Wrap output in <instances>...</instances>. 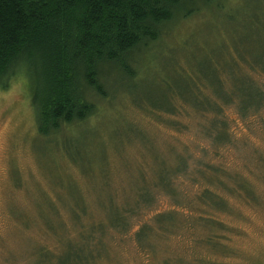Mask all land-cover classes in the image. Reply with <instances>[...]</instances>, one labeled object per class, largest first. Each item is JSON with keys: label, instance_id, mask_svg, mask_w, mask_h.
I'll use <instances>...</instances> for the list:
<instances>
[{"label": "rangeland", "instance_id": "obj_1", "mask_svg": "<svg viewBox=\"0 0 264 264\" xmlns=\"http://www.w3.org/2000/svg\"><path fill=\"white\" fill-rule=\"evenodd\" d=\"M195 7L200 8L191 15L178 13L164 27L159 40L138 55L139 76L129 81V93L136 99L121 90L113 100H100L95 114L75 127L63 128V135L46 137L38 133L24 71L17 70L0 87V264H37L44 246L61 252L64 245L50 226L63 236L73 231L75 201L82 202L95 220L104 212H112L115 205L138 199L136 193L144 186L152 188L153 196L156 194L154 202L130 218L124 233L107 239L108 254L94 264H264V163L253 160L252 149L255 143H264V124H260V113L249 123V118H241L231 106L228 118L234 140L221 145L220 153L211 151L204 161L238 173L258 201L250 202L248 197L227 189L221 191L230 207L215 206L210 211L226 226L196 223L189 228L194 237L206 232L216 235L215 246L196 242L188 230L185 233V225L176 226L172 236H154L155 248L150 256L147 246L134 237V231L150 222L158 210L176 204L172 196L155 187L163 175L162 161L171 163L180 152L198 156L200 146L210 143L202 129L207 115L181 100L182 104L177 97L174 105L181 112L168 113L170 107L162 106L157 99L160 92L176 89L169 86H178L179 90L176 81L196 75L210 98L215 86L202 74L201 64L207 67V63L232 57L244 73L241 55L256 58L264 52V0H216L211 6L196 0ZM177 68H181L179 73ZM223 71L229 74L230 70L225 66ZM168 77L176 83H170ZM116 79L108 76L107 86L114 87ZM223 81L224 88L232 87L230 75ZM125 86L127 80L122 84ZM146 93L157 99L153 106L145 99ZM135 100L143 101L144 107ZM191 160L194 168V158ZM188 173L196 175L194 170ZM233 183L225 179L226 185ZM183 187L190 191L182 203L195 206L193 214H198L195 210L204 206L195 196L200 186L188 181ZM168 256L174 258L166 263Z\"/></svg>", "mask_w": 264, "mask_h": 264}, {"label": "trees", "instance_id": "obj_2", "mask_svg": "<svg viewBox=\"0 0 264 264\" xmlns=\"http://www.w3.org/2000/svg\"><path fill=\"white\" fill-rule=\"evenodd\" d=\"M202 1L205 6H211L216 0ZM195 4L196 0H0V87L6 85V80L14 72L24 71L29 79L38 133L46 137L63 135V128L79 125L95 114L100 100H113L121 90L132 92L129 81L139 76L138 55L159 40L164 27L173 22L178 13L188 16L199 10ZM258 55L256 58L249 54L241 55L244 73H240L239 62L232 57L228 61L223 58L215 61L216 64L211 63L215 66L212 65L209 73L211 65L201 64L202 74L209 77L215 86V94L210 98L205 96L204 85L196 75L176 81L179 90L178 86H169L176 89L169 90L167 95L160 92L157 99L162 106L170 107L168 113L181 112L179 106L174 105L177 97V101L189 103L197 112L207 115L202 129L210 143L200 146L198 156L190 157L180 152L173 162L162 161L163 175L155 187L159 188L158 192L172 196L176 204L169 209L158 210L150 222L142 223L134 231L137 241L147 246L148 256L153 255L154 236H172L176 234L178 225H185V233L188 230L189 235V228L196 223L204 227L220 223L224 228L226 223L216 219L210 211V207H230L222 190L244 195L250 202L258 201L249 183L243 177L240 181L238 173L230 172L223 165L204 161L211 151L220 153L221 145L234 140L228 118L231 117L228 112L230 106L241 118H249V123L253 121L251 117L260 113L262 118L259 121L263 126L264 52ZM225 66L229 68V74L222 72ZM226 75L233 78L231 88H224ZM108 76L119 80V83L115 80V88L107 86L105 80ZM126 80L127 88L122 87ZM168 81L176 83L171 77ZM160 82L166 80L160 79ZM131 88L134 89V85ZM129 94L136 99V95ZM146 94L145 99L153 106L157 99ZM169 96H174V100ZM135 102L144 107L143 101ZM262 144L255 143L252 148L253 160L261 165L264 163ZM74 152L79 154L76 148ZM191 158H194V168L190 165ZM192 169L196 175L188 173ZM225 179L233 181V185H226ZM187 180L192 181L193 186L194 183L200 186L195 196L204 206L195 210L198 214H193L195 206L186 207L182 203L190 191L183 187ZM184 181L187 182L182 184ZM151 189L142 187L136 193L138 199L120 207L115 205L112 212H104L95 220L86 213L82 202L75 201L71 215L75 233L70 231L63 236L57 228L50 226L64 249L54 252L51 250L58 248L44 246L39 250L37 264L97 263L108 254L107 239L124 233L130 218L154 202L156 194L153 196ZM215 238L216 235L207 232L193 236L196 242L214 246L217 244ZM171 257L174 258L168 256L165 262Z\"/></svg>", "mask_w": 264, "mask_h": 264}]
</instances>
